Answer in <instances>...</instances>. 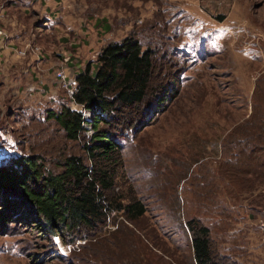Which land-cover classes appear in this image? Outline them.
<instances>
[{"label": "rangeland", "instance_id": "obj_1", "mask_svg": "<svg viewBox=\"0 0 264 264\" xmlns=\"http://www.w3.org/2000/svg\"><path fill=\"white\" fill-rule=\"evenodd\" d=\"M19 2L37 28L15 49L16 68L0 76V166L33 156L43 173L58 172L70 154L91 166L83 149L91 134L66 140L48 117L72 101L56 72L73 84L103 45L132 35L154 51L157 96L171 84L178 94L149 108L144 127L115 131L122 146L116 189L144 201L143 223L156 225L145 227L148 244L176 264L189 260L186 223L194 214L210 227L217 261L264 264V154L248 149L257 144L252 139L262 134L264 117V0H0V12L14 16L11 5ZM29 52L33 61L25 60ZM25 62L32 68L24 71ZM251 125L258 132L252 138L223 146ZM221 145L223 157L239 146L238 164L219 165ZM6 194L0 195L7 202H0V264H128L127 254H137V245L112 234V222L122 221L117 214L107 219L105 234L70 243L22 209L13 212V194ZM172 196L180 208L171 205Z\"/></svg>", "mask_w": 264, "mask_h": 264}, {"label": "trees", "instance_id": "obj_2", "mask_svg": "<svg viewBox=\"0 0 264 264\" xmlns=\"http://www.w3.org/2000/svg\"><path fill=\"white\" fill-rule=\"evenodd\" d=\"M155 67L154 51L143 48L134 36L126 35L103 45L95 60L87 61L75 72L70 100L92 113L89 121L92 134L83 143L86 157L92 165H87L82 156L70 154L59 162L58 172L43 173V165L33 156L15 158L0 166V195L6 191L13 194L12 198L9 197L13 212L22 209L27 218L40 222L47 232L70 243L78 240L89 242L105 234L107 219H114L117 214L122 221L112 222L115 228L112 234L117 239L116 234L121 233L126 238L124 242L131 241L137 245L136 264H176L167 255L156 253L153 244H148L149 240L144 236L145 227L154 229L156 225L143 223L148 211L144 201L132 193L131 186L125 195L116 189L122 146L115 131L118 128L133 131L138 125L144 127L140 122L149 115V108L156 103L159 106L169 97L174 99L178 94L171 84L170 88L166 87L164 96H157L162 86L153 82ZM48 117L60 126L66 140L78 141L81 138L84 120L80 111L62 104L57 111H50ZM252 125L236 137L232 135L229 143L223 142V146L230 147L238 137L241 142L243 138H252L258 133L253 132ZM259 125L262 134L252 139L257 144L248 149L252 153L263 151L264 154V117ZM223 146L220 147L223 160L219 165L238 164L239 146L233 148L236 149L233 156L226 157H223ZM260 164L264 165V156ZM0 202L7 203L5 199ZM170 203L180 208L177 197H170ZM129 223L133 229L128 227ZM186 224L191 241L186 264H222L211 249L210 227L195 214L188 218ZM124 242L119 240L120 245ZM131 256V252L126 256L128 264H132L135 257Z\"/></svg>", "mask_w": 264, "mask_h": 264}, {"label": "crops", "instance_id": "obj_3", "mask_svg": "<svg viewBox=\"0 0 264 264\" xmlns=\"http://www.w3.org/2000/svg\"><path fill=\"white\" fill-rule=\"evenodd\" d=\"M21 1V0H20ZM7 2V0H6ZM20 3V2H19ZM18 5H11L12 12L14 16L7 15L5 9H2L0 12V28L4 29L8 33L7 40L5 41L4 46L0 45V76L3 77H9L10 71L16 68V64H18L17 61H14V53L16 50H20L19 48H23V44L29 39L30 32L33 31V27L37 28V20L34 21L32 18H30L31 10L27 7H23L25 4L23 2ZM27 3V1H26ZM8 29H11V31H8ZM31 30V31H30ZM21 36H23L21 38ZM19 39V40H17ZM17 41V42H15ZM19 47H16V44ZM21 43V44H20ZM23 43V44H22ZM28 57L25 59L27 61H33L31 60V53H28ZM22 59L21 61H23ZM35 60V59H34ZM37 60H35L36 62ZM32 63L25 62L23 67L24 71L27 69L32 68ZM36 65H38V62H36ZM15 66V67H14ZM39 67V66H38ZM4 71V74L1 72Z\"/></svg>", "mask_w": 264, "mask_h": 264}, {"label": "built area", "instance_id": "obj_4", "mask_svg": "<svg viewBox=\"0 0 264 264\" xmlns=\"http://www.w3.org/2000/svg\"><path fill=\"white\" fill-rule=\"evenodd\" d=\"M0 38L2 39L7 38L6 31L2 28H0ZM18 53L23 54V51H19ZM56 75L57 77H59L60 81L62 82V85L67 89L69 96L71 98L73 94V86L71 84L70 78H68L67 74H65L63 70L57 71ZM71 107L82 113L83 120H84L82 123L83 128L88 135L92 134V128L89 124V121L92 117V113L88 110H85L80 104L75 103L73 100L71 101Z\"/></svg>", "mask_w": 264, "mask_h": 264}, {"label": "water", "instance_id": "obj_5", "mask_svg": "<svg viewBox=\"0 0 264 264\" xmlns=\"http://www.w3.org/2000/svg\"><path fill=\"white\" fill-rule=\"evenodd\" d=\"M74 82V81H73Z\"/></svg>", "mask_w": 264, "mask_h": 264}]
</instances>
